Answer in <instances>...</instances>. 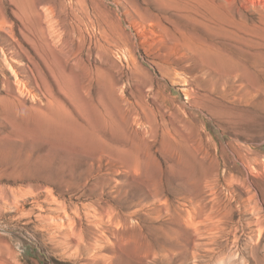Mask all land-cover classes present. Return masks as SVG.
I'll return each mask as SVG.
<instances>
[{"label":"rangeland","instance_id":"rangeland-1","mask_svg":"<svg viewBox=\"0 0 264 264\" xmlns=\"http://www.w3.org/2000/svg\"><path fill=\"white\" fill-rule=\"evenodd\" d=\"M133 1L139 13L131 0H0V264H217L215 241L264 264V200L225 227L206 220L213 192L248 200L225 180L238 176L229 148L264 165V0ZM40 34L69 115L24 88L7 52L33 54Z\"/></svg>","mask_w":264,"mask_h":264},{"label":"bare ground","instance_id":"bare-ground-1","mask_svg":"<svg viewBox=\"0 0 264 264\" xmlns=\"http://www.w3.org/2000/svg\"><path fill=\"white\" fill-rule=\"evenodd\" d=\"M131 3L133 5V8H135L136 11L139 13V10L137 8V4L133 0H131ZM139 17L142 18L144 21L147 20L146 17H143L142 15H139ZM39 40L40 41H35V43H34L33 54L31 52H27V50H25V48L23 47V45L21 44L20 41H17L16 45L6 46V49H7V52L9 53L10 57L13 60L15 59L14 60L15 63H17L19 65L18 69H17L19 72V75H21V77L24 80H26L27 85L23 84L24 88L27 89L26 88L27 86H29V87L35 86V89H38L43 95H45L44 92L49 91V93L57 101L58 105L59 106L62 105V107H60V108H62L64 110V112H66L69 115L67 110L63 107L62 102L55 97L53 90H51L52 87L50 86V80L48 78V74L54 72V74L56 75L55 76L56 81L59 80V78H58V75L55 73V71L52 69V66L50 63V55L48 53V38L45 37V34H40ZM172 40L177 41V39H172ZM22 53H24L26 55V57L28 59L27 60L28 63L23 61ZM17 81H19V80L17 79ZM59 83H60V86H62L61 87L62 91H64L66 94L71 93L72 96H75L73 89L70 86V84L67 82V80L62 81V83L59 81ZM119 107L122 110L125 108L122 104H120ZM92 111H94L95 122H92V124H90L91 132L96 137L102 139L101 135L102 134L104 135L106 133L107 129L109 128V126L111 125L112 112L110 109V102H108L106 99L104 100L102 98L101 99V105L96 106L94 104ZM59 113H60V111H59ZM225 115L228 118H230L236 122L237 121L238 122H242V121L245 122V121H255L256 120L254 113L253 114L249 113L246 116L243 114L236 115V114H231V113H225ZM105 143H106V141H104V144ZM105 146L102 148V154L101 155L103 156V155L108 154V156L110 157L111 155H113L112 147L110 145L108 147H105ZM237 149L234 150L232 148L231 149L229 148V151L235 157L236 162H235L234 167H235L236 172L238 173V176L236 178H235V176L229 177L230 174L228 173V175H226V177H225V180L227 183H229L231 185H237L240 189H243L248 194V200L247 201L242 200L241 201L242 204L238 205V204H236V199L234 196L228 195L226 197V201H224V198H222L220 195L213 192L214 197L212 199V205L209 208V211L207 213V219L206 220L207 221H218V223H219L218 227H225L226 225H228L227 220L230 219L232 213L236 209L240 213H243V214L248 213V212H252L253 214L255 212L257 213L258 211H256V210L258 209V204L262 200H264V184L258 183V187H260V191L257 193L253 189L254 185L257 186L255 179L260 180L261 182L264 183V165L260 164L259 158L254 156L256 154L252 149H248L246 151V153H242L240 151H237ZM236 163H238V164L241 163L242 165L238 166ZM257 166H260V168H258ZM193 205H194V203H193ZM234 206H235V209H234ZM205 210H206V208H205ZM197 217L198 216H196V219H194V218L192 219L193 225H195L196 228H197L196 221L198 220ZM109 221H111V220H109ZM257 222H255L256 225L260 227L259 236L257 238V241L259 242V240L261 239V236L263 235L261 233L262 232L261 228L263 227L262 226L263 224H262V222H258V223ZM209 231L211 233L219 232L213 228H210ZM236 238H238V237H236ZM255 243H257V242H255ZM212 245L217 246V248L209 249L211 252L215 253V255L211 256V261H215L217 264H238L241 261V258L238 256L236 259H233V257H231V258H229L228 256L226 257L227 254H225V252L223 250L224 247L222 245H219L218 241L213 242V244H211V246ZM89 248H90V246H89ZM196 255H199V253L196 252ZM101 258H104V256H101ZM196 258H199V256H196ZM233 260H234V262H233ZM227 262H229V263H227ZM256 264H263V262L258 260V261H256Z\"/></svg>","mask_w":264,"mask_h":264}]
</instances>
